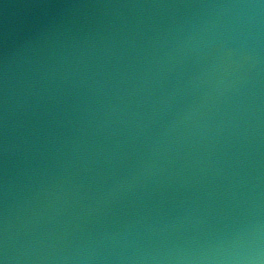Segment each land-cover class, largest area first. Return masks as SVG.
Returning <instances> with one entry per match:
<instances>
[{
    "label": "water",
    "instance_id": "1",
    "mask_svg": "<svg viewBox=\"0 0 264 264\" xmlns=\"http://www.w3.org/2000/svg\"><path fill=\"white\" fill-rule=\"evenodd\" d=\"M0 264H264V0H0Z\"/></svg>",
    "mask_w": 264,
    "mask_h": 264
}]
</instances>
